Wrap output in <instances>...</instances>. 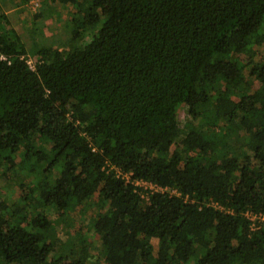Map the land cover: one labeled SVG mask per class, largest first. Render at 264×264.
<instances>
[{
    "label": "trees",
    "instance_id": "16d2710c",
    "mask_svg": "<svg viewBox=\"0 0 264 264\" xmlns=\"http://www.w3.org/2000/svg\"><path fill=\"white\" fill-rule=\"evenodd\" d=\"M57 1L69 42L31 65L0 1L2 174L17 152L58 168L41 206L0 194V264H264L245 215L264 212V0ZM128 172L166 190L141 198ZM48 206L66 228L83 210L96 253L81 224L56 253Z\"/></svg>",
    "mask_w": 264,
    "mask_h": 264
},
{
    "label": "rangeland",
    "instance_id": "374dc122",
    "mask_svg": "<svg viewBox=\"0 0 264 264\" xmlns=\"http://www.w3.org/2000/svg\"><path fill=\"white\" fill-rule=\"evenodd\" d=\"M0 1L1 10L6 16L8 25L18 34L26 49L28 64H32L34 49L36 47L49 46L60 49L64 48L69 42L70 35L66 24L68 25V20L74 10L71 4L59 3L57 0H27L26 3L20 0ZM34 3H36V5H34ZM248 60V53L238 55V61L240 63H246ZM184 109V106L179 109L177 115L178 119L182 118ZM33 145L36 149L43 150L44 153L48 151L47 145H44L43 143L35 141ZM242 151L239 148L238 142L231 144V149H229L230 153L233 152L235 154H241ZM9 156L14 162V168L11 171L13 176L10 175L6 179L5 174L2 173L4 171L7 173V163H1L0 194L5 196L4 198L6 200L11 201L16 198L20 186L27 187V189L32 187L33 195H28V199L32 201L35 207L41 206L38 199L35 198L36 192L40 190L39 185H42L44 182L49 184L52 181L55 172L58 171V168L54 167L52 173H47L41 176L40 172H37V168H39L38 163L32 160V158L27 161L25 156L20 152L11 153ZM35 169L37 170L35 171ZM95 206H97L96 208L100 213L106 210V207L99 202H97ZM44 210L49 213L53 223L51 229L48 230V235L54 244V249L57 251L56 253H59L61 256L68 254V250L73 247L76 239L73 235V227L77 228L79 224H81L82 227V234L89 242L90 250H92L93 253H96V250L98 249L97 236L92 230L89 220L84 217L83 210L79 211L77 216V219L81 220V223L77 220L71 228H66L64 225V223L71 222V218L67 216L65 221L60 223L55 208L48 206ZM73 210L71 213H73Z\"/></svg>",
    "mask_w": 264,
    "mask_h": 264
},
{
    "label": "built area",
    "instance_id": "2783aa9c",
    "mask_svg": "<svg viewBox=\"0 0 264 264\" xmlns=\"http://www.w3.org/2000/svg\"><path fill=\"white\" fill-rule=\"evenodd\" d=\"M34 5H36V3H34ZM129 175L130 173L128 172L127 174H124L123 177L125 181L133 185L134 190H137L141 198L146 199L149 193L163 192L166 190L165 188L160 187L159 185H156L154 183L148 182L143 179H137V178L130 179ZM245 215L254 224V225L252 224L251 227H259L261 225H264V212H256V213L249 212V213H245Z\"/></svg>",
    "mask_w": 264,
    "mask_h": 264
}]
</instances>
